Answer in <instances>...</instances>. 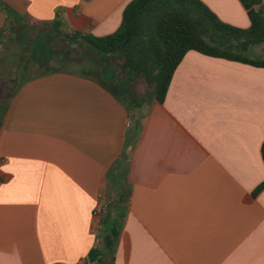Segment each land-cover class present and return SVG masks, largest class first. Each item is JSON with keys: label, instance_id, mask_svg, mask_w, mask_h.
I'll use <instances>...</instances> for the list:
<instances>
[{"label": "crops", "instance_id": "obj_1", "mask_svg": "<svg viewBox=\"0 0 264 264\" xmlns=\"http://www.w3.org/2000/svg\"><path fill=\"white\" fill-rule=\"evenodd\" d=\"M129 1L0 3L101 36ZM201 1L249 27L239 0ZM130 98L68 71L16 86L0 122V264H264V67L188 50L162 102Z\"/></svg>", "mask_w": 264, "mask_h": 264}, {"label": "trees", "instance_id": "obj_2", "mask_svg": "<svg viewBox=\"0 0 264 264\" xmlns=\"http://www.w3.org/2000/svg\"><path fill=\"white\" fill-rule=\"evenodd\" d=\"M239 1L250 21L246 29L222 22L201 0H130L123 9L117 30L101 36L89 32H66L58 16L50 21L36 22V28H31L18 22L23 18L5 3H0L6 16L5 24L10 19L15 21V24L8 25L10 32L17 34L21 29L29 32L22 44L25 52L20 58L0 56V65L3 63L0 81L6 80V86L11 80L5 75L16 77L20 68L29 63L39 64L43 69L31 73L25 80L63 71L58 67L47 68L49 62L55 61L61 66L72 62L80 64V59L86 57L93 61V68H82L80 74L104 83L118 81L122 86L135 87L141 82L148 97L162 102L172 74L188 50L264 67V56L249 54L250 47L264 43V0ZM3 30L4 27L0 28V33ZM73 44L80 50L78 57L68 54ZM116 73L123 74V78L116 80ZM260 151L264 162V141ZM121 175H113L111 179L115 181ZM262 188L264 181L252 194ZM118 199L125 203L127 198L121 193ZM105 204L104 211L110 210L111 203ZM104 221L103 246L113 250L117 228L111 220ZM96 253L98 251H91L88 258L95 257Z\"/></svg>", "mask_w": 264, "mask_h": 264}, {"label": "rangeland", "instance_id": "obj_3", "mask_svg": "<svg viewBox=\"0 0 264 264\" xmlns=\"http://www.w3.org/2000/svg\"><path fill=\"white\" fill-rule=\"evenodd\" d=\"M13 21H14L13 19H10L9 22L4 25L3 32L0 33V56H7L10 58H14L16 60L17 58H20V56L25 52L22 49V44L24 42L25 36H27L29 32L25 29H21L20 32L17 34L10 32V28L8 25L15 24L14 23L15 21L14 22ZM18 22H23L25 24H28V26H30L31 28H36V26L38 25L36 22H34L33 20H30L29 18H23V20L20 19ZM85 27H89V26L86 25ZM85 27L84 28L82 27L74 32H84ZM254 49L257 51L259 56L264 55V43L261 45H255L253 50ZM68 54H71V55L73 54L72 57L73 56L78 57L80 54V50L75 46V44H73L71 45L70 49H68ZM92 62L93 61L91 60L88 61L86 57H82L80 59L81 65L75 62H72V63L61 66V65H57L55 61H52V62H49V64L46 65V67L47 66H50L52 68L58 67L59 69L63 71L79 73V71H81L82 68L92 69L93 68ZM0 66L2 68L3 63ZM40 67L41 66L39 64H34V63H29L27 67H24L23 65L20 68L18 75L16 77H13V75H8V74L5 75L7 79L11 80L9 83H7L6 86H5L6 80L0 81V86L2 89V90L0 89V118L1 119L3 118L4 110L5 108L7 109L11 95L14 92V89L16 88V86L20 85L21 82H23L31 73L34 74L38 71H41L43 68H40ZM116 75H117L116 80L123 78V74L121 73H116ZM117 82L105 81V84L108 85V87H110V89L114 91V93L122 97V101L128 108L131 107V103H130L131 96H134V98L136 99H139L138 97L140 96L142 99L148 97V92L145 91V88L141 82L137 83L135 87L118 85ZM125 95L127 98L124 97Z\"/></svg>", "mask_w": 264, "mask_h": 264}, {"label": "built area", "instance_id": "obj_4", "mask_svg": "<svg viewBox=\"0 0 264 264\" xmlns=\"http://www.w3.org/2000/svg\"><path fill=\"white\" fill-rule=\"evenodd\" d=\"M105 206H106V204H105V203H104V204H103V203H101V204H100V206H99L100 210L104 209V208H105Z\"/></svg>", "mask_w": 264, "mask_h": 264}]
</instances>
